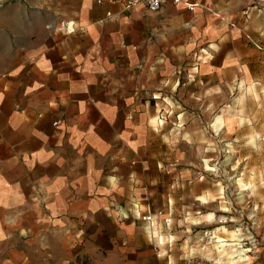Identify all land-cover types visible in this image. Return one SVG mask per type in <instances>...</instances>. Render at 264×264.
Segmentation results:
<instances>
[{"label":"crops","instance_id":"crops-1","mask_svg":"<svg viewBox=\"0 0 264 264\" xmlns=\"http://www.w3.org/2000/svg\"><path fill=\"white\" fill-rule=\"evenodd\" d=\"M253 64L264 0H0V264H169L152 231L180 123Z\"/></svg>","mask_w":264,"mask_h":264},{"label":"rangeland","instance_id":"rangeland-1","mask_svg":"<svg viewBox=\"0 0 264 264\" xmlns=\"http://www.w3.org/2000/svg\"><path fill=\"white\" fill-rule=\"evenodd\" d=\"M263 69L253 64L252 79L227 75V88L213 91L211 122L180 123V169L164 171L152 231L169 264L256 262L264 235Z\"/></svg>","mask_w":264,"mask_h":264},{"label":"built area","instance_id":"built-area-1","mask_svg":"<svg viewBox=\"0 0 264 264\" xmlns=\"http://www.w3.org/2000/svg\"><path fill=\"white\" fill-rule=\"evenodd\" d=\"M120 3H123L126 7H133L136 5L143 4L147 7L148 10L152 12L159 11L162 6L169 0H116ZM180 0H174V2H179ZM190 10L194 9V5H188ZM146 221H152V216L150 214L144 216ZM167 222H170V219H167Z\"/></svg>","mask_w":264,"mask_h":264},{"label":"bare ground","instance_id":"bare-ground-1","mask_svg":"<svg viewBox=\"0 0 264 264\" xmlns=\"http://www.w3.org/2000/svg\"><path fill=\"white\" fill-rule=\"evenodd\" d=\"M153 225V224H152ZM154 226V225H153ZM156 228V227H155Z\"/></svg>","mask_w":264,"mask_h":264}]
</instances>
